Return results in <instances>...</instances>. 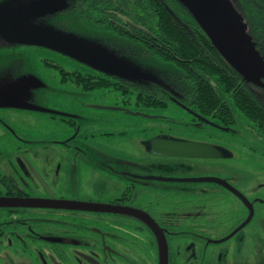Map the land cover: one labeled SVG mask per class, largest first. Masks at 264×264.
Segmentation results:
<instances>
[{
	"label": "flooded vegetation",
	"instance_id": "af4514ba",
	"mask_svg": "<svg viewBox=\"0 0 264 264\" xmlns=\"http://www.w3.org/2000/svg\"><path fill=\"white\" fill-rule=\"evenodd\" d=\"M109 38L105 32L102 42L110 51L142 60L140 48ZM59 71L63 84L72 77L85 92H112L48 95L43 102L25 95L0 108V264H264V181L222 172L216 164L234 155L208 131L163 133L156 122L147 133L146 127L147 118L158 117L148 109L170 103L191 115L187 127L235 135L236 118L217 123L189 106L178 88ZM168 81L165 68L153 82ZM148 86L159 91L146 92ZM35 104L44 112L32 111ZM34 113L55 132L26 138L27 129L19 128ZM168 141L202 149L198 156L168 155L186 152ZM190 164L214 172H173Z\"/></svg>",
	"mask_w": 264,
	"mask_h": 264
},
{
	"label": "rangeland",
	"instance_id": "374dc122",
	"mask_svg": "<svg viewBox=\"0 0 264 264\" xmlns=\"http://www.w3.org/2000/svg\"><path fill=\"white\" fill-rule=\"evenodd\" d=\"M66 2L67 0H0V23L7 25V28L0 31V108H10L12 101L17 98L18 102H21L25 95H35L37 100L43 102L48 95H73L74 93L102 95L112 92L106 89L85 92L76 87L71 80L63 84L59 71L61 66L67 70L81 72L98 71V74H106L124 83L157 81L160 73L165 70V66H159L154 60L142 61L110 51L102 42L105 32L96 25H86V21H81L80 18L79 21L72 20L63 10ZM231 4L234 6L231 1L227 7L230 8ZM39 28L86 47L104 58L108 65L93 68L77 59L44 47L14 44V38L18 35ZM225 99L236 118L233 128L237 129L238 133L235 135L221 132L208 125H204L203 128L187 127L192 118L191 115L173 103L165 108L148 109L147 113L150 112L158 117L146 119L147 133L156 122L163 129V133L208 131L212 139L223 141V145L234 155L232 159L221 160L219 164H216L222 172L264 181V138L258 136L257 131L248 125V121L234 106L231 98L226 96ZM14 108L22 110L20 105H14ZM31 110L44 112V109L37 104ZM27 116L28 120L24 121L19 128L27 129L26 138L35 133L34 138L43 139L48 133L55 132L40 114H27ZM0 139L3 137L0 136ZM238 141L239 144H237ZM173 172L179 176H203L214 170L198 169L190 164L175 167Z\"/></svg>",
	"mask_w": 264,
	"mask_h": 264
},
{
	"label": "trees",
	"instance_id": "16d2710c",
	"mask_svg": "<svg viewBox=\"0 0 264 264\" xmlns=\"http://www.w3.org/2000/svg\"><path fill=\"white\" fill-rule=\"evenodd\" d=\"M230 1L241 15L264 64V0ZM63 10L74 21L81 19L86 25H98L108 33L111 43L140 48L142 60L165 61L169 81L152 84L164 91L178 88L190 98L189 106L201 114L217 119V123L233 124L234 113L224 98L229 96L248 123L264 133V76L260 77V84L245 80L177 0H67ZM131 23L149 34L136 30ZM137 52L134 50L132 54ZM63 80L79 85L72 77ZM83 85L85 88L88 82ZM98 85L103 87L105 83ZM144 90L159 91L151 86Z\"/></svg>",
	"mask_w": 264,
	"mask_h": 264
},
{
	"label": "water",
	"instance_id": "95a60500",
	"mask_svg": "<svg viewBox=\"0 0 264 264\" xmlns=\"http://www.w3.org/2000/svg\"><path fill=\"white\" fill-rule=\"evenodd\" d=\"M192 15L195 21L202 28L204 33L212 41L216 49L227 60V62L243 78L249 82L260 84V77L264 76V64L255 49L254 44L246 32V26L241 15L231 4L227 7L230 0H177ZM132 26L145 34L149 32L135 24ZM7 28V25L0 23V31ZM14 44L32 45L53 50L62 55H67L77 59L93 68L107 66L108 62L86 47L68 40L56 34H51L37 29L35 31L18 35L14 38ZM206 121V120H205ZM215 125L214 123L207 121ZM180 145L179 148L185 149V153H175L171 150L165 152L168 155L179 154L183 156H198L202 146L190 143H172ZM204 155V154H203ZM202 156V155H201ZM264 229V222H260Z\"/></svg>",
	"mask_w": 264,
	"mask_h": 264
}]
</instances>
